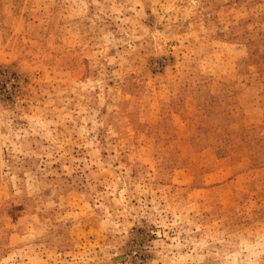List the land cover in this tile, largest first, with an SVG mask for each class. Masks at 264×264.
<instances>
[{"label":"rangeland","instance_id":"1","mask_svg":"<svg viewBox=\"0 0 264 264\" xmlns=\"http://www.w3.org/2000/svg\"><path fill=\"white\" fill-rule=\"evenodd\" d=\"M0 264H264V0H0Z\"/></svg>","mask_w":264,"mask_h":264}]
</instances>
